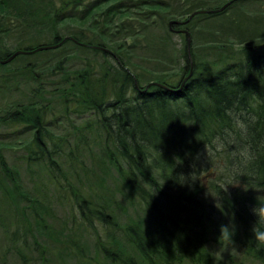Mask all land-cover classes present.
<instances>
[{"label":"trees","instance_id":"trees-1","mask_svg":"<svg viewBox=\"0 0 264 264\" xmlns=\"http://www.w3.org/2000/svg\"><path fill=\"white\" fill-rule=\"evenodd\" d=\"M175 1L0 0V91L27 92V99L0 111V128H22L20 134L28 137L20 143L22 160L44 165L59 188L62 166L80 165V146L89 149L100 142L102 172L118 174L130 204L151 222L143 224L139 216L122 226L105 194L96 199L93 193L72 191L67 199L80 226L96 233L94 244L106 264H215L207 247L230 241L220 239L221 226L229 225L235 226L232 241L243 242L264 260V246L257 248L253 239L250 212L256 198L264 196V34L242 41L227 33L221 35L226 41H219V31L204 30L205 45L216 48L211 50L215 60L208 59L210 50L192 53V67L186 51L181 71L156 75L138 63L145 60L146 52L138 50L149 46L153 17L163 10L180 20L230 0H189L187 12L171 9ZM255 3L264 0H239L173 28L188 29L196 47L194 35L201 26L207 29L206 24L221 22L239 8L252 18L246 6ZM4 8L25 18L5 14ZM133 16L144 24L139 29L127 27L125 20ZM72 19L86 27L66 24ZM147 50L154 53L151 46ZM19 51L29 53L11 59ZM47 94L55 95L64 113L53 115L55 105ZM72 118L82 119V125ZM2 148L6 144H0V188L13 198L12 190L28 198ZM209 154L226 161L219 175L208 170L215 163ZM102 183H94L98 191L104 190ZM29 209L43 226L44 217ZM26 235L16 233L8 246L22 264H29L19 247L26 246Z\"/></svg>","mask_w":264,"mask_h":264},{"label":"rangeland","instance_id":"rangeland-1","mask_svg":"<svg viewBox=\"0 0 264 264\" xmlns=\"http://www.w3.org/2000/svg\"><path fill=\"white\" fill-rule=\"evenodd\" d=\"M184 3L193 4L189 0H176L174 3H170V6H172L171 9H174V6H176L178 11L187 12V9L192 7H188ZM246 8L252 13V18L239 11V8L235 12L232 10L221 22L212 21L206 24L208 25L207 29L201 26V29L196 31L197 33L194 35L196 47L193 39L191 41L193 44V48L191 46L190 50L191 54L194 53V55L200 56L206 50L216 51V48H209L210 45H205L208 41L205 38V34L207 33H204V30H209L210 28L213 31L220 32L217 36L220 39H216L219 41H226V38H221V35L227 33L230 34V39L238 38L242 41H248L259 34H264V3L247 5ZM3 10L5 14H10L21 19L25 18L16 9L4 8ZM160 11L159 14L153 17V22L149 26L150 32L147 36V42L149 43L147 44L149 45L147 49L151 46L154 53L151 54L144 47V50H138V53L141 54L146 52L144 56L145 60L138 63L144 69L154 72L156 75L171 72L173 68H177L176 70L178 71L184 68L186 65L184 55L187 49L185 48L186 37L182 30L189 32L185 28L176 29L170 26V22L174 19L178 20L179 16L173 15L171 12ZM188 18L180 20H187ZM131 20H125L127 23L129 22V26L127 27L131 28V30L133 27L139 29L140 26L144 25L139 24V21L134 16ZM229 21H235L237 26H233L232 24L230 26ZM66 24L77 27H81L79 24H84L81 28L86 27L85 23L76 19H72L71 22L67 21ZM232 27L236 29L233 30ZM116 39L118 38L116 37ZM200 49L205 50L200 51ZM227 49L231 51V48ZM233 50H237V47L234 46ZM155 53L156 55H154ZM216 56L217 53L214 52L208 59L215 60ZM20 90L22 91V89ZM18 91L16 89L0 91V111H3L8 104L16 103L21 99H27V92L23 94ZM46 97L53 98L52 103L56 109L53 110L54 116L64 113L60 111V101L55 99V95L47 94ZM72 120H75L78 126L82 125L80 123L83 122L82 119L72 118ZM61 126L64 130L69 128L66 122ZM21 129V127L13 126L0 128V144H6L7 148H2L4 149V156L8 164L12 168L17 169L19 173L18 182L21 192L26 193L28 198L31 197L34 200L44 202L50 208H41L38 202H31L28 198L21 197L15 190H12V193L16 194L13 198V195L12 197L8 196L5 190L0 188V264H22L20 255L14 249L8 247L12 245L10 238L15 237L16 233L20 234L22 232L27 233V243L26 246L19 247L21 252L28 256L29 264H86L88 260L90 264H106L105 259L94 244L96 233L92 234L84 230L76 218L78 213H74V208L68 200L72 199V191L80 193V195L83 191L93 193L96 199L101 198L105 194L104 200L112 204L111 206L117 217V222L122 226L136 220L139 216L144 218L143 224L148 223L149 226L151 225V222H148L143 212L141 210L137 211L128 201L129 191L127 187L123 186L118 174L115 171H111L112 173L102 172L97 161L99 153L97 144H100V142H95L96 146L93 145L89 149H86V146H80V165L70 167L67 163L62 166V173L60 174L62 187L59 188V185L52 179L50 172L44 165H29L22 160V153L19 151L21 147L20 143L26 141L28 137L27 135L20 134ZM57 131L62 132L59 128H57ZM215 156L214 154H209L207 158L215 161L208 170H212L216 176L215 172H218L217 175H219L224 169L226 161L224 159L219 161ZM106 166L108 165L106 164ZM207 179L208 177L206 176L204 182ZM102 180L104 181L103 183ZM68 182L72 183L75 187H70ZM94 183H102L104 190L98 191ZM67 192L69 193L67 194ZM30 206L35 208L44 217L46 228H44L45 224L39 227L40 222L38 224L35 222V218L32 217L31 213L32 209H29ZM47 212H50L49 215H47ZM33 215H35L34 212ZM100 234L101 232H99ZM118 236L120 241L124 243L121 239L122 235L118 234ZM36 242H39L40 245H37ZM71 245L74 246L70 247ZM121 246L126 247V244L124 243ZM207 249L211 253L215 264H264L263 259L257 258L248 252L249 250L243 242L228 241L223 245L212 244ZM126 250L129 251V248L126 247ZM184 264L192 263L186 262Z\"/></svg>","mask_w":264,"mask_h":264},{"label":"clouds","instance_id":"clouds-1","mask_svg":"<svg viewBox=\"0 0 264 264\" xmlns=\"http://www.w3.org/2000/svg\"><path fill=\"white\" fill-rule=\"evenodd\" d=\"M262 197L264 196H258L256 198L257 203L250 209L251 214L255 217L251 231L257 248L264 246V198ZM220 232V239L223 238L232 241L235 226H221Z\"/></svg>","mask_w":264,"mask_h":264},{"label":"water","instance_id":"water-1","mask_svg":"<svg viewBox=\"0 0 264 264\" xmlns=\"http://www.w3.org/2000/svg\"><path fill=\"white\" fill-rule=\"evenodd\" d=\"M236 1V0H234ZM233 2V1H232ZM232 2L224 5L222 8L218 9V10H200V11H197L195 12L194 14H192L187 20L185 21H179V20H173L170 22V26H173V25H176V26H185L187 25L188 23H190V21L192 20V18L196 15H199V14H210V13H220L222 11H224ZM183 34L186 35V38H187V49H188V55H189V59L190 61L192 62V58H191V54H190V49H191V37H190V34L187 30H182ZM45 49H48V48H45ZM38 50H43V48H40ZM36 50V51H38ZM29 52L27 51H19L17 52L16 54H14L12 56L11 59H14L17 55H20V54H28ZM31 54V53H30ZM11 59L9 61H11Z\"/></svg>","mask_w":264,"mask_h":264},{"label":"bare ground","instance_id":"bare-ground-1","mask_svg":"<svg viewBox=\"0 0 264 264\" xmlns=\"http://www.w3.org/2000/svg\"><path fill=\"white\" fill-rule=\"evenodd\" d=\"M177 92V91H176Z\"/></svg>","mask_w":264,"mask_h":264}]
</instances>
